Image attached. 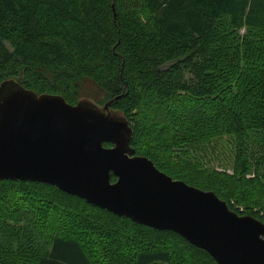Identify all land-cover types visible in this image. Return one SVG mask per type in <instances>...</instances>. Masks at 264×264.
<instances>
[{"label":"trees","instance_id":"trees-1","mask_svg":"<svg viewBox=\"0 0 264 264\" xmlns=\"http://www.w3.org/2000/svg\"><path fill=\"white\" fill-rule=\"evenodd\" d=\"M243 27L253 34H239ZM83 79L119 96L110 109L132 125L135 154L264 222V201L237 187L258 192L264 171V146L251 135L264 127V0H0V84L77 104ZM218 134L234 144V177L163 157L169 136ZM252 169L256 178L246 179ZM0 264L217 262L174 231L54 185L0 180Z\"/></svg>","mask_w":264,"mask_h":264},{"label":"water","instance_id":"water-1","mask_svg":"<svg viewBox=\"0 0 264 264\" xmlns=\"http://www.w3.org/2000/svg\"><path fill=\"white\" fill-rule=\"evenodd\" d=\"M115 99L102 107L89 99L72 104L14 80L1 83L0 180L54 185L139 224L174 231L217 264H264V222L135 154L132 125L110 109Z\"/></svg>","mask_w":264,"mask_h":264},{"label":"rangeland","instance_id":"rangeland-1","mask_svg":"<svg viewBox=\"0 0 264 264\" xmlns=\"http://www.w3.org/2000/svg\"><path fill=\"white\" fill-rule=\"evenodd\" d=\"M242 36L247 35L251 36L253 33L250 32L246 27L240 28L237 31ZM237 90L234 89V93ZM79 97L82 99L90 98L94 102L99 103V106H104L110 99L108 93L96 85L90 79H83L80 82V90ZM192 109H196L192 107ZM163 113H160L159 116H162ZM186 125H184L185 127ZM252 134L261 145L264 146V127H258V129H252ZM176 132H173L172 135H175ZM171 140H173V145L168 151V153L164 154L163 157L167 159H173L175 162H179V159L190 162L193 165L197 166L198 171L200 172H216L220 173L221 177H234V144L231 143L230 137L224 134L214 135L210 137L207 141H192L185 143L179 139L174 138V136H169ZM181 162V161H180ZM253 168V167H252ZM199 173V172H198ZM261 177L260 179V187L258 188V192L254 190L251 186H247L244 183L237 182V187L239 189H245L249 193L250 197L254 201L262 200L264 201V171H260ZM246 179H255L256 173H254V169H252L249 173L245 175ZM229 179V178H228ZM236 180V179H229ZM263 185V187H262ZM24 203L22 200L19 201ZM233 201L232 203H234ZM234 204H237L235 202ZM241 210H247L248 206L238 205ZM257 209H260L257 208ZM235 211V210H234ZM251 215V214H244Z\"/></svg>","mask_w":264,"mask_h":264}]
</instances>
